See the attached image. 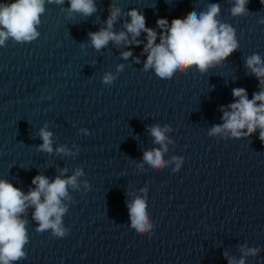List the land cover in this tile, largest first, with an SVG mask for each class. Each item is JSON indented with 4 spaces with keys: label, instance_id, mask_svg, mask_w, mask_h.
<instances>
[{
    "label": "water",
    "instance_id": "obj_1",
    "mask_svg": "<svg viewBox=\"0 0 264 264\" xmlns=\"http://www.w3.org/2000/svg\"><path fill=\"white\" fill-rule=\"evenodd\" d=\"M111 2L121 8L113 31L125 30L128 10L136 8L156 30L157 42L158 17L170 23L218 3V19L234 27L239 47L204 73L193 66L163 80L143 70V32L139 45L110 41L99 51L91 46L88 33L105 27L110 0H94L97 10L89 17L69 14L67 0H45L39 37L0 46V179L27 193L37 173L50 181L77 167L84 174L78 188L69 187L71 199L63 201L69 232H37L28 207L22 214L26 258L13 264H228L242 257L241 246L258 249L244 256L245 264H264L259 129L240 138L209 135L223 123L221 106L227 110L234 101L233 88L246 89L249 99L260 90L245 57L264 58V5L249 0V12L233 17V0ZM129 48L132 56L124 59L121 52ZM117 65L123 70L117 72ZM105 73L114 75L111 85L102 82ZM152 125L170 129L166 163L159 169L143 160L145 150L161 149L149 132ZM42 127L53 134L52 153L37 147ZM60 145L71 155L57 153ZM173 157L182 158L179 168ZM134 197L146 198L151 235L130 227L126 201Z\"/></svg>",
    "mask_w": 264,
    "mask_h": 264
},
{
    "label": "clouds",
    "instance_id": "obj_2",
    "mask_svg": "<svg viewBox=\"0 0 264 264\" xmlns=\"http://www.w3.org/2000/svg\"><path fill=\"white\" fill-rule=\"evenodd\" d=\"M48 3L63 5L65 0H47ZM249 0H233L230 13L233 17L244 16L249 10L246 7ZM69 14L79 13L84 17L96 12L94 0H67ZM264 5V0H260ZM45 12V0H9L0 2V46H5L9 39L16 43H27L36 40L40 33L41 15ZM121 15V8L110 0L105 27L89 32L91 46L99 51L111 41L116 45L141 43L137 37L145 33L146 43L142 51L146 53L143 70L152 69L157 77L171 80L177 72H183L195 66L201 73L206 72L220 64L239 47L236 39V30L230 24L218 19L220 5L208 3L205 9L197 12L191 11L183 18L174 17L171 22L158 17L156 26L161 30L159 42L157 32L152 27L146 26L144 15L136 8L128 10L129 20L125 21L123 28L126 30L113 31V24ZM264 24V20L259 21ZM129 34L131 38H129ZM124 59L132 56L131 48L121 52ZM139 63V58L136 57ZM245 66L258 81L257 92L248 98L246 89L237 87L232 89L234 101L226 106H221L222 124L214 125L209 135L228 132L232 137L240 138L249 136L259 129V139L264 143V58L253 53L245 57ZM123 70V65H117V72ZM115 77L112 73H105L102 82L111 85ZM259 102V103H258ZM246 129V131H242ZM170 129L159 125L149 127V132L156 144L161 149L145 150L143 160L154 169H159L166 162L163 160L164 151L167 150L165 133ZM52 132L42 127L39 137L42 143L38 145L40 151L52 153ZM55 151L71 155L70 150L64 145L58 146ZM177 160L180 167L182 158ZM61 173L67 169H61ZM175 171V169H174ZM84 173L77 167L72 175H57L51 181L45 175L37 173L32 177L31 184L35 185L27 193L21 191L11 182L0 179V264H13V262L26 258L24 251L28 243L27 221L22 218L28 207H32V219L36 222V231L50 230L55 237H64L69 228L65 227L63 217L68 211V206L63 202L70 200L69 187L78 188L77 178ZM85 187L87 184L85 183ZM142 191H144L142 189ZM146 196V193H145ZM130 227L137 234L151 235L152 224L149 222L146 198L134 197L126 201ZM243 253L239 260L228 259V264H245L244 256L255 255L256 248L241 246Z\"/></svg>",
    "mask_w": 264,
    "mask_h": 264
}]
</instances>
